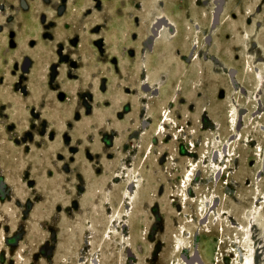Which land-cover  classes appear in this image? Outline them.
I'll list each match as a JSON object with an SVG mask.
<instances>
[{
    "label": "rangeland",
    "instance_id": "374dc122",
    "mask_svg": "<svg viewBox=\"0 0 264 264\" xmlns=\"http://www.w3.org/2000/svg\"><path fill=\"white\" fill-rule=\"evenodd\" d=\"M245 214L264 0H0V264H264Z\"/></svg>",
    "mask_w": 264,
    "mask_h": 264
},
{
    "label": "bare ground",
    "instance_id": "6f19581e",
    "mask_svg": "<svg viewBox=\"0 0 264 264\" xmlns=\"http://www.w3.org/2000/svg\"><path fill=\"white\" fill-rule=\"evenodd\" d=\"M159 22H163V24L165 23H169L170 24V27H169V31H171L172 30V28H173V25H174V21L172 20V19H170L169 17H167L166 15L165 16H161V17H159ZM173 25H172V24ZM175 26V25H174ZM177 26V25H176ZM237 30H239V31H241L242 32V34H243V32H245L246 33V35H248V37H250V32L247 30V28L246 29H243L242 27L240 28V27H238V29ZM201 36V35H200ZM243 36V35H242ZM241 36V39H243V41H246V42H248V40L249 39H246V38H244V37H242ZM200 38V37H199ZM194 48H196V47H194ZM242 50L244 51L245 50V48H242ZM211 56H214V55H211ZM200 75V74H199ZM260 75H261V72H260ZM217 154H218V151H217ZM219 172H221V169H219ZM197 179V178H196ZM191 184H192V181L190 182ZM191 184H189V185H191ZM189 185L187 186V188L189 187ZM252 194H255V193H252ZM255 197L257 198V199H260V198H262V196L261 195H255ZM183 200V199H182ZM183 202V201H182ZM198 210L199 211H197V214H198V216H200L201 215V211H200V209L198 208ZM256 213V212H255ZM258 214V213H257ZM246 216V217H245ZM245 216H243V217H241L240 215H239V219L240 220H247V222H249V223H252L253 222V219H251V217H250V215L248 214V215H246L245 214ZM201 217V216H200ZM231 217H232V215H231ZM256 217V216H255ZM246 218V219H245ZM253 228H257V229H264V222H263V220H262V217L261 216H257L255 219H254V222H253V225H252V229ZM246 256H247V258H249L248 256L249 255H247L246 254Z\"/></svg>",
    "mask_w": 264,
    "mask_h": 264
},
{
    "label": "water",
    "instance_id": "95a60500",
    "mask_svg": "<svg viewBox=\"0 0 264 264\" xmlns=\"http://www.w3.org/2000/svg\"><path fill=\"white\" fill-rule=\"evenodd\" d=\"M29 64H30V59L26 58L23 62V69H28Z\"/></svg>",
    "mask_w": 264,
    "mask_h": 264
}]
</instances>
